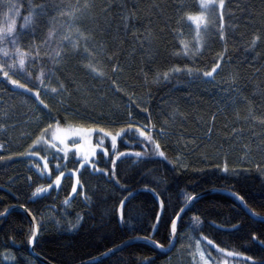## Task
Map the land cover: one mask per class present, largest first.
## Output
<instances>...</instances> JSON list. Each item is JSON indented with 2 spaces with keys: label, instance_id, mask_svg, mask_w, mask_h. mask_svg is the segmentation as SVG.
I'll list each match as a JSON object with an SVG mask.
<instances>
[{
  "label": "trees",
  "instance_id": "obj_1",
  "mask_svg": "<svg viewBox=\"0 0 264 264\" xmlns=\"http://www.w3.org/2000/svg\"><path fill=\"white\" fill-rule=\"evenodd\" d=\"M30 2L0 0V5L16 3L21 6L24 11L18 21L23 23V16L29 14ZM49 2L93 3L88 19L91 22L89 26L97 31V50L105 58L112 56L111 63H118L120 71L112 73L111 65H105L104 80L92 84L90 91L87 86L73 83L72 91L76 94L65 93L63 98L60 97L62 105L42 97L49 104V109L44 111L50 110L53 123L76 114L84 119L71 120L74 127L104 130L94 132V143L101 142L103 150L96 152L91 163L111 174L112 162L105 152L117 157L116 178L134 192L126 203L125 213L135 209L136 219L129 220L126 226L118 224L116 208L127 193L122 195L115 180L109 181V176L96 172L89 165L82 166L76 177L84 194L69 195L73 183L69 172L80 167L74 155L67 160L51 156L47 159L49 175L46 176L34 168L32 159L21 157L19 152H0L3 157L0 159V213L12 205H24L32 213L38 226L34 252L51 264H79L98 256L106 250L105 246L114 247L128 239L145 237V228H150V221L155 220L154 209L159 207L158 203L155 204L154 194L159 193H162L165 211L154 238L163 247L169 245L166 239L169 217L189 202L188 196L196 197L209 189H224L244 196L249 209L264 217V207H261L264 205V183L255 163L236 164L232 156L226 155L237 139L233 128L249 133L264 131L258 121L255 128L248 122L252 110L264 112V38L254 48L247 44L249 34L256 30H260L264 37V0H225L222 14L227 41L219 39L221 9L216 4V26L209 25L201 33L200 51L194 49V26L192 31L188 30L175 18L180 0ZM6 11V7L0 6V13ZM208 15L211 14L204 17L206 22ZM52 17H55L57 28L66 30L65 17L52 12L47 18L49 22ZM21 31L26 32L22 45L26 48L31 43L32 55L38 53L42 60L48 61L44 67H60L49 59L39 32L33 39L31 24ZM181 39L188 44L189 55L182 57L180 63L186 62L189 67L200 69L201 73L205 69L210 70L214 61L220 59L218 54L224 53L222 68L213 74L211 82H204L209 78L201 74L198 79L185 75L160 85L162 75L157 77L156 70L165 68L170 59H175L170 57V53L175 51L173 44L179 47ZM37 45L41 47L37 48ZM180 51L183 53L184 50L181 48ZM148 69L152 70L151 74ZM61 72L72 79L71 65L62 68ZM54 74L58 78L61 73ZM113 76L119 91L112 87ZM229 83L233 84L231 90L227 86L225 95L220 97L217 86ZM11 94L0 84V97L10 104ZM140 99L142 102L138 104L136 100ZM66 108L69 109L67 113L64 111ZM142 108L148 111H142ZM128 123L133 125L131 131L127 128ZM136 127L149 130L148 134L161 145L167 160H161L155 154L154 144L145 141L141 145L142 138L135 132ZM118 132L120 135L114 148L112 136ZM6 141L0 139V143ZM137 151L140 156L135 155ZM225 161L228 174L216 167ZM61 172L64 175L60 184H53L55 176ZM38 187L47 189V192L32 197V192ZM78 216L82 218L79 224L76 223ZM181 224L168 253L153 251L150 245L135 242L98 264H136L145 256L155 259L156 264H167L179 236L188 230L200 238L212 239L214 244L227 251L241 253V264L244 255L254 253L244 237L253 228L261 227L258 221L248 218L234 198L219 193L206 194L191 201ZM237 224L242 225L238 232L233 227ZM31 231V223L20 210L11 211L0 220V264H41L29 251ZM6 253L9 258L5 257Z\"/></svg>",
  "mask_w": 264,
  "mask_h": 264
},
{
  "label": "snow or ice",
  "instance_id": "obj_2",
  "mask_svg": "<svg viewBox=\"0 0 264 264\" xmlns=\"http://www.w3.org/2000/svg\"><path fill=\"white\" fill-rule=\"evenodd\" d=\"M224 3L225 0H219L221 14L218 34L221 41H227L228 39V36L225 33L224 17L222 14ZM0 6L7 8V11L2 13L4 23L0 25V52L3 53L4 57L3 60H0V84L4 85L10 93H14L17 96H23L28 101L34 103L37 110L42 113L45 120L51 121L54 118L51 116L50 110L48 112L44 111L45 109H49V104L46 103L42 97L49 96V93L52 96L58 95L62 98L67 92H71L72 95H75L76 92L72 91L73 83H77L78 86H87L90 91V86L92 84H96L98 81L104 80L106 75L105 65H111L112 73H118L120 71V65L118 63H111L113 60L112 56L105 58L104 56H101L100 52L97 50V31L95 28L89 26L91 22L88 19L90 10H93L94 8L93 3H50L49 0H39V2L36 3L35 0H31L28 8L29 14L23 16V23H19L18 21V17L21 16L24 11L21 6L16 3H8ZM216 10L217 5L215 0H194V3L190 8L183 5L176 7L175 18L177 19L178 24L181 26H187L190 29L194 26L195 51H200L201 33L205 31V28L209 25H211V27L216 26ZM52 12H56L61 17L66 18V30L55 26V17L51 18V22L48 21L47 18L51 16ZM209 13L211 15H208V21L206 22L204 17ZM28 24H31L33 39L36 38V33L39 32L42 37L43 48L48 50L47 55L49 56V59L60 67L45 69L44 65L48 61L42 60L38 53L35 56L32 55L31 43L26 48L22 45V38L26 35V32L21 30L25 29V26ZM189 35H191V32ZM262 38L264 37H262L260 30L250 33L249 39L247 40L249 48H254L258 45ZM40 47L41 45H37V48ZM173 48L175 51L170 53V57H174L175 59H170L169 64L165 68L158 67L156 70L157 77L162 75V79L159 80L160 85L167 84L173 79L178 80L185 75L191 79H198L201 74L204 78H209L204 82H211L213 74L218 73V71L222 68V59L224 56L223 52L218 54L220 59H216L214 61L210 70L205 69L201 73L200 69L189 67L186 62L183 64L180 63L182 57L189 55L188 44L185 40L181 39L179 41V47H177L176 44H173ZM181 48L184 50L183 53L180 51ZM69 65L73 68V76L71 80L66 78L61 72L62 68H66ZM37 67H39V71H37ZM147 71L149 74L152 72L151 69H148ZM54 72H60L61 74L58 78H53ZM33 81H35V83H33ZM8 85H11L12 87L8 88ZM112 87H114L116 91L120 90L115 76L112 78ZM111 90L112 88L109 89V91ZM33 97H35V100L32 99ZM40 105H43V108H41ZM141 110L145 112L148 111L147 108H142ZM64 111L67 113L69 109L66 108ZM58 115L59 113H57V116ZM129 116H131V113H129ZM77 118L81 120L84 119L83 116L74 114L72 117H66L64 120H56V128L52 133L51 146L55 148L57 152L64 151L65 157H67L69 145L66 141H69V138H71V147L75 150L77 156L79 157L81 150L85 149V145H88V147L84 150V156L76 161V163L80 166H85L89 161V157L95 153V149L91 146L89 139L91 134L93 132L104 130L95 127H74L70 121ZM256 121L259 122L260 128L264 129V112H257L255 110L251 111L248 116V122L253 128L256 127ZM149 123H151L150 120ZM37 127H39V124ZM52 127V123H48L47 130L40 128V132L43 135H47V131L52 130ZM127 128L131 131L133 128L132 123H128ZM148 131L149 130L147 128H145V130H141L140 127L135 128V132L142 138L140 140L141 145H144L145 141L148 144H154L155 154L158 155L161 160H167L168 158L165 151L161 149V145L159 143L154 142L153 137L148 134ZM233 132L240 135L236 128H233ZM104 134L106 136L108 135L107 132H104ZM119 135L120 133L118 132L115 136H112V145L114 148L117 144V136ZM39 139L40 137L37 136V140ZM36 142L37 141L34 140L33 144ZM30 155L36 156V150L33 149L30 152ZM120 155L123 156L124 153H120ZM135 155L140 156V152L137 151ZM105 156L112 162L113 171L111 174H109L106 169L96 167L94 163L91 164V167L96 172H104V175L109 176V181L115 180L116 184L120 185L119 190L122 195L127 193V195L119 201V206L116 208L115 216L118 224L126 226L129 220L136 219L135 209H129L127 214L125 213L126 203L129 201V198L133 196L134 192L129 191V189L120 184V181L116 178L117 173L115 172V168L117 166V157L115 155L109 156L107 152H105ZM262 156H264V153H262ZM0 159H3V157L0 156ZM168 162L171 163L172 161L169 160ZM216 167L219 171L228 174L229 168L227 161H225L222 166L217 164ZM255 167L260 174L262 183H264V159L257 161L255 163ZM45 169H47V164L45 165ZM79 171L80 168L78 167L76 171L72 172L73 183L71 192L69 193L70 196H72V194H84L80 191V185L76 179L77 172ZM63 175V172L56 175L52 183L59 185ZM49 187H51V185H49ZM145 191H150V189H145ZM46 192L47 189L38 187L32 192V197L41 196ZM232 195L235 200L239 201L240 206L246 210L248 218L250 220L258 221L261 225L260 228H253L250 234H246L244 237L247 244L250 245L249 249H253L254 253L251 255H244L241 264H264V217L258 216L255 211L249 209L248 202L244 196L236 193H232ZM154 197L155 204L158 203L159 207H155L154 209V222L150 221V228H145L147 235L143 237V242L150 245L153 251L159 249L163 252L164 249L162 243L157 241L154 236L159 231V227L164 216V201L162 200V193L154 194ZM195 198L196 197L192 195L187 197L189 201H192ZM20 207L24 208V205H21ZM261 207H264V205H261ZM24 210L28 211L27 208H24ZM184 212L185 209L181 208L179 211H176L174 215L170 216L169 220L166 222V239L169 243L174 241L176 234L182 226L181 221ZM6 214L7 209L5 212L0 213V216H4ZM28 214L30 216L32 215L30 211H28ZM81 219L82 218L78 216L76 223L79 224ZM75 226L76 225H72L71 227ZM233 227L235 231L238 232L241 230L242 225L237 224ZM132 231H135V228H133ZM36 235L37 231L34 222L31 234L28 236L29 246L33 245ZM137 238L139 239L140 237ZM203 239L204 238H201L197 241V251L200 255L201 264H209L212 260L213 254L209 249L200 251V245ZM207 245H211L216 248L217 252H225V249L214 244L212 239H207ZM105 248V251L100 252L98 256L90 259L88 264H98V261H100L102 257H111L114 253L121 250V246H105ZM225 255L227 257H233L240 256L241 253L227 251ZM5 257L9 258L7 253L5 254ZM136 264H156V261L155 259L145 256L142 259H138Z\"/></svg>",
  "mask_w": 264,
  "mask_h": 264
},
{
  "label": "rangeland",
  "instance_id": "obj_3",
  "mask_svg": "<svg viewBox=\"0 0 264 264\" xmlns=\"http://www.w3.org/2000/svg\"><path fill=\"white\" fill-rule=\"evenodd\" d=\"M194 3V0H180V6L191 7ZM215 3L219 5V1L215 0ZM4 23V17L2 12L0 13V25ZM187 23V22H186ZM188 30L192 31L187 27ZM35 56V55H33ZM3 53L0 52V60H3ZM49 69V67H44ZM39 71V67H37ZM53 78H57L53 73ZM35 83V81H33ZM233 84L229 83L228 85L220 84L218 87V95L222 97L226 93V87L228 90H231ZM225 90V91H224ZM227 96V94H226ZM10 102L4 101L0 97V139H7L5 143H0V152L7 154H16L19 152L21 157L32 159V165L41 175H49L48 169H45L47 159L51 156L61 157L63 160H67L70 155H74L76 159H80L84 156V150L88 147L85 145V149H82L79 157L77 156L75 150L71 147L70 140L66 141L69 145V151L67 157H65L64 151L57 152L55 148L51 146L52 144V133L55 131L56 123L52 121L45 120L42 116V113L37 110L36 105L31 101H28L23 96H17L14 93L10 95ZM46 99L53 100L59 105H62L60 96H52L49 93V96H44ZM35 100V97L32 98ZM138 104L142 101L136 100ZM38 103V102H37ZM127 106V104H126ZM129 110V108H128ZM52 123V130L47 131V135H43L40 132V128L47 130V124ZM39 124V127L37 125ZM240 135L235 133L237 139L232 142L231 147L228 150L226 155H230L235 161L236 164H252L257 161L264 159L262 153H264V131L260 133H249L244 132L242 129L237 131ZM6 136V137H4ZM37 136L40 137L37 140ZM164 135H161L163 137ZM94 132L90 136L91 146L95 149V153L89 157V161L86 165H89L91 168V160L95 157L96 152L102 149V144L94 143ZM37 142L33 144V141ZM24 149H21L23 148ZM35 149L37 152L36 156L30 155V152ZM80 166L79 168H81ZM72 176V172H69ZM201 238L197 235H194L190 230L182 234L178 238L177 246L174 248L172 256H170L166 263L167 264H201L200 255L197 251V241ZM204 249H209L211 251L212 260L209 264H240L239 256L227 257L225 252H217L216 248L211 245H207V239H203L200 245V251Z\"/></svg>",
  "mask_w": 264,
  "mask_h": 264
},
{
  "label": "water",
  "instance_id": "obj_4",
  "mask_svg": "<svg viewBox=\"0 0 264 264\" xmlns=\"http://www.w3.org/2000/svg\"><path fill=\"white\" fill-rule=\"evenodd\" d=\"M211 193H219V194L228 195V196L234 198L233 195H232V192H230V191H227V190H224V189H209V190L203 191L202 193H200L199 195H197L195 199H197V198H199V197H202V196H204V195H206V194H211ZM195 199H194V200H195ZM192 201H193V200H192ZM236 201H237V200H236ZM190 203H191V201H189L188 203H186V204L184 205L183 208L186 210L187 207H188V205H189ZM237 203L239 204V201H237ZM239 205H240V204H239ZM241 207H242V206H241ZM242 209H243V208H242ZM5 210H6V209H5ZM5 210H4L3 212H5ZM13 210H20V211H22V212L24 213V215L26 216V218L28 219V221L31 223V227H32L33 223L35 222L33 216H32V215L30 216V215L28 214V211H25L24 208H21L20 206H17V205H12V206L8 207V208H7V214L4 215V216H0V220L3 219L4 217H6V216H7L11 211H13ZM243 210H244V209H243ZM3 212H2V213H3ZM244 212L247 214L246 210H244ZM35 225H36L37 235H36V237L34 238V243H33V245L29 246V251H30L31 255H32L35 259H37L41 264H51V263L47 262L45 259H43L41 256H39L38 254H36V253L34 252V250H33V249H34V245H35L36 240H37V237H38V226H37L36 222H35ZM176 237H177V234H176L175 239H174V241H173L172 243H169L168 246L163 247L164 251H163L162 253H168V252L171 250V248L173 247V245H174V243H175V241H176ZM135 242H143V237H140L139 239H138V238L128 239V240H126V241L120 243V244L117 245V246H121V249H123L124 247H126V246H128V245H130V244H132V243H135ZM157 250L160 251L159 249H157ZM119 251H120V250H119ZM117 252H118V251H117ZM160 252H161V251H160ZM106 258H107V257H102L100 261H102V260H104V259H106ZM89 260H90V259H89ZM89 260L84 261V262L79 263V264H88V261H89ZM98 262H99V261H98Z\"/></svg>",
  "mask_w": 264,
  "mask_h": 264
}]
</instances>
